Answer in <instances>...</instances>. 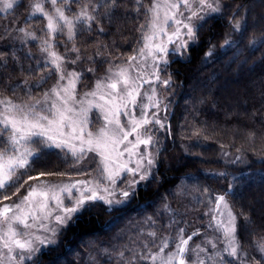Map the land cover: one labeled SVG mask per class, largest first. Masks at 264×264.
<instances>
[{
    "label": "trees",
    "instance_id": "trees-1",
    "mask_svg": "<svg viewBox=\"0 0 264 264\" xmlns=\"http://www.w3.org/2000/svg\"><path fill=\"white\" fill-rule=\"evenodd\" d=\"M152 1L73 0L67 6L68 16L86 8L95 17L90 27L77 25L72 39L55 38L64 68L80 74V91L138 54ZM221 3V13L196 29L193 45L160 72L169 109L152 178L124 207L89 205L58 244L27 264H152L139 257L154 255L166 239L172 247L181 229L193 243L215 234L220 239L213 219L221 195L236 216L239 246L238 259L226 255L220 263L264 264V0ZM30 12V0L0 11V100L31 101L58 81L55 67L37 57L40 44L19 40L21 28L45 36L46 20ZM5 147L0 140V150ZM97 165L91 156L74 164L47 150L28 175L72 177ZM21 179L27 184L5 190L9 199L0 195V208L37 181Z\"/></svg>",
    "mask_w": 264,
    "mask_h": 264
},
{
    "label": "rangeland",
    "instance_id": "rangeland-1",
    "mask_svg": "<svg viewBox=\"0 0 264 264\" xmlns=\"http://www.w3.org/2000/svg\"><path fill=\"white\" fill-rule=\"evenodd\" d=\"M20 1L21 0H16L14 6ZM167 2H170V0L152 1V5L150 7L149 23L144 32L140 50L138 54L134 56L135 59L131 58L125 65L110 68L102 77L96 80L94 86L91 89L80 91V74L74 69L64 68L63 61H61L62 71L57 70L58 81L53 86V88H57V90L61 93L60 96L53 95L51 93V90L53 88H51L50 91L46 92L48 94L47 99H45L46 93H44L39 98L31 101L16 102L6 100L11 101L12 104L20 105L24 108H32L35 111L40 112L41 114H48L47 109H49L53 103H56L58 107L61 105L62 98L65 96L63 90L68 89V91L73 96V99L69 100L68 102V107H71L73 109L74 119H76L78 122H83L81 126L85 134V140L88 139L87 133H92L93 137L95 138L102 128L105 129L107 135L111 137L112 130L115 128V123H109V120L113 119L111 110H113L114 104L119 107V112L115 119L119 120L120 125L124 129V131L131 132V129L134 126L137 127V130L136 132H132L128 136L127 140H122V142L115 145L109 143L107 150H104L103 147H101V149H98L97 151H86L83 158L80 160H77L71 154L68 148L58 149L53 147L48 149L49 151H52L54 149L57 151L59 150L67 156L69 161H73L74 164L81 163L85 158L90 156L91 158H96L98 164L97 169L90 173L86 169L84 173H77L72 177H41L40 181L31 183L30 186L36 185L41 181L44 183L59 186L55 193H49V196L46 198L49 204L47 212L51 213V215H45L42 224L39 220H37L36 222H32L31 220L29 221V223H31L32 225L31 228L24 229L23 231H25L26 233L29 231L32 232V236L25 235L16 237V239L22 241L24 239H31L33 241V247L36 250L31 254L27 253L26 251L16 249L15 247H13L12 252H7V250L3 248V241L0 240V264H27L33 262L35 259H37L42 251L58 244L61 232L65 228H67V226L75 217L83 212L82 211L77 213L66 224H58L55 220V215L59 210L56 207L57 200L53 199V196L58 197L59 200L63 202L64 206H74L75 200L81 196L82 192L85 196L91 194L90 192L84 191L85 185L81 182L91 181L92 183L88 185V187L96 188L97 196H103L105 199L103 201L98 200L95 202H91L88 204V206L95 203H101L110 209L121 208L128 205L134 194L137 193L138 189L143 187L152 178L157 166V151L159 149L158 134L159 131H165L167 110L169 109V103L166 101L162 90V87H164L165 84H162L160 72L163 67L167 65L172 56H183L188 48L191 47L194 43L188 40V37L186 35L187 30L182 26H178L172 22H169L168 24L164 23L166 12L164 4ZM209 2L213 3L214 6H218L219 10L217 12L210 13L206 8L201 10L198 4L194 2L192 5V9L198 11V14L200 16H203L205 20L201 21L194 17L192 19L193 25L199 26L211 16H215L221 13L223 8L221 0H209ZM33 3L34 0H30L31 12L33 10ZM154 3H158L160 5L159 14L156 19L157 26L155 29L151 27L154 16H156V14L152 11ZM45 7L49 11H51L50 5L46 4ZM181 11H183L184 16L179 17L180 19H184V17L191 15V13L188 10L184 9L183 6H181ZM168 14L171 15L172 13L169 12ZM68 17L69 19H72L74 16ZM185 23H187L186 20ZM76 27L74 29V33H76ZM177 27L180 28L179 36L174 35ZM161 28L163 29V31H160ZM45 30V38L38 35V37L35 36L36 39L33 40L31 36L26 34V31L21 33V35L19 36V40L22 43H26L28 41L38 42L40 44V47L37 57L40 60L51 64L56 69V65L52 63V57L48 52L43 51V49L48 48L51 52H54L58 56H60L55 50V38L57 36H62L66 40H70L69 33L67 28H65L63 34H57L53 39L47 35L48 30ZM74 35L72 36V38L74 37ZM146 36L151 37V39H145ZM169 37H171V42L169 41ZM16 40L17 38L15 39V41ZM45 40L49 41L47 45L44 43ZM181 44H183L184 46L181 47ZM157 46L166 49V51H158ZM121 71L125 72L124 77L118 76ZM70 73H75L76 76H71L69 75ZM61 75L64 76V79H60ZM117 80H121V83H118V87L116 90L107 87L108 84L116 82ZM123 80L128 81L127 85L122 82ZM98 82H102L104 86L97 89L96 86ZM125 87H127L128 91L132 92L131 97L127 95L126 91H123ZM93 92H95L96 94L91 95V93ZM121 96L124 97L123 100L120 99ZM132 97H135L134 101ZM5 116H7L9 119L13 117H16L17 119L19 118L15 108L0 103V120H3ZM143 119H148L151 122L148 124H143ZM157 120H159L160 123H156L155 121ZM161 124L163 125V127H161ZM0 127L3 128V125L0 124ZM65 131L67 132L71 130L66 129ZM10 134L11 133H9V135ZM119 136L122 138L123 133H119ZM149 137L151 138L150 143H140L137 147H133V145H137L138 138L144 140L148 139ZM72 143L75 144L77 152H79V149L81 147L80 141L75 140ZM31 147L34 151H39L38 145H32ZM84 147L85 149H87V145H84ZM113 148L115 150H113ZM101 151H105V155L108 156L107 161H105L104 156L100 155ZM149 159L153 161L151 165L148 164ZM106 163L109 165L108 171L105 170ZM138 163L142 165L138 171L129 172L124 170V165H126L128 169H137ZM109 172L114 175V184L111 182V180L108 179ZM65 188L68 189V192L63 191ZM105 188L107 189V191H104ZM28 190L29 188L26 189V192L22 194L20 198L17 199V201L6 205H15L19 203L20 200H22V198L27 195ZM125 191L129 192L128 197H124L122 195V193ZM37 199L45 198L37 197ZM109 200L114 202L109 205L108 203H106V201ZM115 201H120V203H115ZM227 204L229 206L228 209H225L222 204L219 206L217 205L215 216L213 219V223L216 225L217 231L220 233L221 238L219 239L215 234L206 238L204 242L193 243L189 241L188 245L186 246V255L190 257V259L186 260V264H221V258L228 255V253L231 252L232 247L237 248V255L235 257L231 256V258L238 259L239 245L237 243V240L234 244L231 243L230 237L226 234L228 228V211L230 210L233 216H235L228 202ZM27 210L28 209L26 208V211ZM59 214L63 215V212H59ZM45 226L50 229H55V233H53L52 231H45ZM4 231H6V229L0 230V235H3ZM36 236L44 239L45 243L40 244L38 241H36ZM49 240L54 242L49 243ZM165 241L168 242V246L165 249V252L160 253L158 250L154 253V255L159 254L161 257H164L166 254L174 253L176 251V245L180 243V237L176 239V242L172 245V247H170L169 239H166ZM21 256L24 258L21 259ZM156 264H161V261L157 260ZM173 264H177V262L173 261ZM241 264L249 263L242 260Z\"/></svg>",
    "mask_w": 264,
    "mask_h": 264
},
{
    "label": "snow or ice",
    "instance_id": "snow-or-ice-1",
    "mask_svg": "<svg viewBox=\"0 0 264 264\" xmlns=\"http://www.w3.org/2000/svg\"><path fill=\"white\" fill-rule=\"evenodd\" d=\"M71 2H73V0H34L32 5L33 10L30 15L32 17L39 16L46 20V29L48 30L47 35L49 37L54 39L57 34H63L65 28H67L69 39H71L75 34L74 29L77 24L88 25L90 27V22L95 19V17L91 15L86 8H81L79 13H77L72 19H69V17L65 15V11ZM194 2L198 4L201 10L206 8L210 13H214L219 10L218 6H214L213 3L209 2V0H170V2L164 4L166 9L164 23L168 24L169 22H172L178 26H182L187 30L186 35L188 40L191 42H195L196 40V28L202 27V24L199 26L193 25L192 19L195 17L201 21L205 20L203 16L198 14V11L192 9ZM15 3L16 0H0V11L13 9ZM46 4L51 6V11L45 7ZM181 6L188 10L191 15L184 17V19H180L179 17L184 16L183 11H181ZM159 7L160 5L158 3L153 4L152 11L156 14V16H154L151 27L154 29L157 26L156 19L159 14ZM169 12L172 14L169 15ZM185 20L187 23H185ZM19 30L21 32H26V29L24 28ZM160 31H163V29L161 28ZM26 34L31 36L33 40L36 39L34 34L27 32ZM174 35H180L179 27H177ZM145 39H151V37L146 36ZM169 41L171 42V37H169ZM44 43L47 45L49 41L45 40ZM183 46L184 45L181 44V47ZM157 50L161 52L166 51V49L159 46H157ZM43 51L48 52L52 57V63L56 65V70L62 71L61 61L63 58L58 56L56 53L51 52L48 48L43 49ZM132 59H135V57ZM69 75L76 76L75 73H70ZM118 76L124 77L125 72L121 71ZM60 79H64V76L61 75ZM122 82L125 85L128 83L127 80H123ZM118 83H121V80L110 83L107 87L116 90ZM103 86L102 82H98L96 87L99 89ZM63 91L65 96L62 98L61 105L58 107L56 103H53L51 107L47 109L48 114H41L32 108H24L20 105L12 104L11 101L0 100V103L15 108L19 117L18 119L16 117L9 119L5 116L3 120H0V124L3 125V128L0 129V140L7 145V147L3 148V150H0V195L4 196V199H9V197L5 195V190L15 187L17 188V191H19V188L23 187L24 184H27L28 181H22L21 178L23 176H28V180L40 181L41 177L55 174L40 172L35 177L28 175L32 166L41 158L42 155L47 154L48 149L53 147L58 149L68 148L71 154L77 160H80L83 158L86 151H97L98 149H101V147H103L104 150H107L109 143L112 145L120 143L122 140H127L128 136L132 132H136V126L131 129V132L124 131L119 120L115 119L118 115L119 107L114 104L113 110H111L113 119L109 120V123H115V128L112 130L111 137H109L105 132V129L102 128L95 138L92 133H87L88 139L85 140V134L81 126L83 122H78L74 119L73 109L68 107V102L73 99V96L68 89H64ZM123 91H126L128 96H132V92L128 91L127 87H125ZM51 93L56 96H60L61 94L57 88H53ZM95 94V92L91 93V95ZM47 97L48 94L46 93L45 99H47ZM120 99L123 100L124 97L121 96ZM132 99L134 101L135 97H132ZM150 122L151 121L148 119L142 120L143 124H148ZM155 122L160 123L159 120ZM161 127H163L162 124ZM66 129H70L71 131L66 132ZM9 131L11 134L7 135V138L5 139V135ZM121 132L123 133L122 138L119 136V133ZM75 140L80 141L81 147L79 152H77L75 144L72 143ZM150 142V137L144 140L138 138L137 145H133V147H137L140 143L148 144ZM32 145H38L39 151H34L31 147ZM84 145H87V149H85ZM113 150L115 149L113 148ZM100 155L104 156L105 161L108 160V156L105 155V151H101ZM152 163L153 161L149 159L148 164L151 165ZM141 166L142 165L138 163L137 169H128L126 165L123 167L125 171L135 172L138 171ZM105 170H109V165L107 163L105 164ZM108 179L111 180L113 184L115 183L114 175L111 172H109ZM81 183L85 185L84 191L90 192L91 194L85 196L82 192L81 196L75 200L74 206H64L63 202L60 201L58 197L53 196V199L57 200L56 207L59 210L55 215V220L58 224L63 225L69 222L77 213L86 210L89 203L98 200L103 201L105 199L103 196H97L96 188L88 187V185L92 183L91 181ZM58 187V185H52L41 181L36 185L30 186L27 195H25L19 203L15 205H4L3 208H0V230L6 229V231L3 232V235H0V240L3 241V248L6 249L7 252H12L13 247L26 251L29 254L36 250L33 247V241L31 239H24L22 241L16 239V237L25 235L32 236V232L29 231L26 233L23 231L24 229L31 228L32 225L29 221L31 220L32 222H36L39 220L42 224L45 215H51V213L47 212L49 204L46 198L49 196V193H55ZM63 191L68 192V189L65 188ZM104 191H107V189L105 188ZM122 195L124 197H128L129 192L125 191ZM37 197L45 199H37ZM113 202L114 201L111 200L106 201L109 205ZM115 203H120V201H115ZM221 204L225 209H228L229 206L225 200V196L223 195L217 198V205L219 206ZM26 208L28 209L27 211ZM59 212H63V215L59 214ZM227 224L228 228L226 234L230 237L231 243L234 244L236 242V218L230 210L228 211ZM44 230L55 233V229H50L47 226L44 227ZM182 232L183 230L181 229L180 243L176 245V251L174 253L166 254L164 257L156 254L144 255L139 258L142 260L150 259L152 264H156L157 260H160L161 264H173V261H176L177 264H186V260L190 259V257L186 255V246L188 245L189 240L192 239V236L185 239ZM150 235L155 236V233ZM35 239L40 244L45 243V240L41 239L39 236H36ZM48 242L53 243L54 241L49 240ZM167 246L168 242H163L159 248V252H165ZM228 255L235 257L237 255V248L232 247L231 252H229ZM20 258L23 259L24 257L21 256Z\"/></svg>",
    "mask_w": 264,
    "mask_h": 264
}]
</instances>
